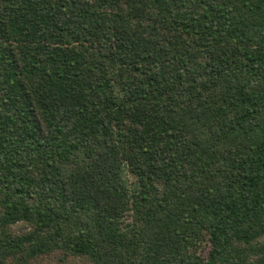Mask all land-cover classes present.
I'll return each instance as SVG.
<instances>
[{
	"label": "trees",
	"instance_id": "16d2710c",
	"mask_svg": "<svg viewBox=\"0 0 264 264\" xmlns=\"http://www.w3.org/2000/svg\"><path fill=\"white\" fill-rule=\"evenodd\" d=\"M229 3L0 0V264H264V0Z\"/></svg>",
	"mask_w": 264,
	"mask_h": 264
},
{
	"label": "rangeland",
	"instance_id": "374dc122",
	"mask_svg": "<svg viewBox=\"0 0 264 264\" xmlns=\"http://www.w3.org/2000/svg\"><path fill=\"white\" fill-rule=\"evenodd\" d=\"M222 5H223V8L226 9L230 5L229 0H222ZM26 229H27L26 224L22 222H19L13 226V230H15L18 233L25 231ZM82 261L86 263L85 260H82Z\"/></svg>",
	"mask_w": 264,
	"mask_h": 264
}]
</instances>
